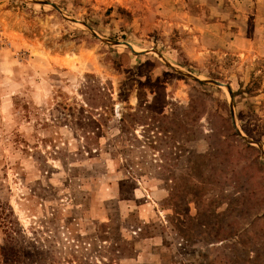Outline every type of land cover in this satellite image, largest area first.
I'll use <instances>...</instances> for the list:
<instances>
[{"label":"rangeland","instance_id":"374dc122","mask_svg":"<svg viewBox=\"0 0 264 264\" xmlns=\"http://www.w3.org/2000/svg\"><path fill=\"white\" fill-rule=\"evenodd\" d=\"M0 264H264V0H0Z\"/></svg>","mask_w":264,"mask_h":264},{"label":"water","instance_id":"95a60500","mask_svg":"<svg viewBox=\"0 0 264 264\" xmlns=\"http://www.w3.org/2000/svg\"><path fill=\"white\" fill-rule=\"evenodd\" d=\"M95 36V35H94ZM96 37V36H95ZM116 44H122V45H124L125 47H127V48H129L130 49V46L127 44V43H116ZM132 51V50H131ZM133 52V51H132ZM133 53H135V52H133ZM209 83H211V84H213V85H216V86H221L219 83H217V82H215V81H211V82H209Z\"/></svg>","mask_w":264,"mask_h":264},{"label":"crops","instance_id":"0c3cea01","mask_svg":"<svg viewBox=\"0 0 264 264\" xmlns=\"http://www.w3.org/2000/svg\"><path fill=\"white\" fill-rule=\"evenodd\" d=\"M263 2V1H262Z\"/></svg>","mask_w":264,"mask_h":264}]
</instances>
